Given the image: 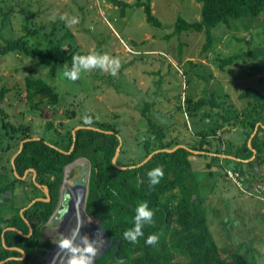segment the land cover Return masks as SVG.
<instances>
[{
  "label": "rangeland",
  "instance_id": "rangeland-1",
  "mask_svg": "<svg viewBox=\"0 0 264 264\" xmlns=\"http://www.w3.org/2000/svg\"><path fill=\"white\" fill-rule=\"evenodd\" d=\"M125 1L133 5L127 7L123 15L120 7L109 0H0V44L5 43L6 37L24 34L22 25L28 20L29 24L37 29L40 27V33L30 36V41L43 51L56 52L62 61L53 77H50V65L42 67L40 72L60 89V101L55 105L42 102L35 106L36 101L27 98L25 75L28 70L36 71L35 67L42 56L14 54L16 64L10 54L0 56V91L4 86L7 87L3 99H0V134L5 132L7 137L3 139L0 135V217L3 219L10 217V214L13 217L18 215V210L32 201L31 196L36 192L32 189V182L41 185L31 168L20 174L21 180L17 181L20 185H13L17 182L13 183L16 178L13 176L11 158L16 148L9 149V145L14 144L16 147L27 137L16 138L14 135L17 134L13 130V135H9L6 130L10 129L4 125L6 119L16 124H29L30 134L39 138L45 133L54 134V128L49 126V121H53L61 131L65 126H61L60 122L71 123L74 125L70 127L73 132L78 125H85L80 123L79 119L85 120V117L95 115L101 121L116 123L120 129L124 150L120 151L117 162L139 160L144 156L141 140H146L150 133L149 123L143 114L146 105H149L147 113L161 123L167 133L170 131L169 127L179 119L184 121L179 122L180 125H176L175 130H184L182 135L192 133V129H197L194 118L200 113L187 117V102L189 99L196 101L197 98L195 100L192 96L196 93L206 96V99L209 97L204 94L203 89L204 85L211 84L206 78L210 75L213 78L214 73L220 74L219 79L214 82L217 89L221 83L230 84L232 79L240 80L241 86H245L249 81H253V75H249L251 71L260 70L264 73V11L255 18H238L231 20L230 25L220 23L215 26L212 29V46L204 50L203 46L207 40L205 31L188 30L171 35L179 15L189 21L201 19L202 2L151 0L153 12L163 22V26H158L148 22L144 7L135 4L137 0ZM4 12L10 15L8 23L3 22ZM65 13L67 15L61 19ZM72 17H76L78 22L68 23ZM68 30L73 36L66 35ZM89 53L118 57L120 66L115 75L110 68L103 70L99 67L82 71L76 80H70L63 75L66 66L69 70L73 67V55ZM235 53H240L241 57L222 67L221 59ZM50 59L54 60V57ZM244 68L251 71H245ZM260 77L264 79V75ZM247 92L251 93L250 99H257L262 95L259 92L256 94V91ZM88 125L96 126L95 123ZM212 127L206 129L210 130ZM199 144L200 141L197 140L195 145ZM63 147H66V144ZM84 157L86 156H77L76 161L67 167L65 186L68 189L75 187L76 177L82 168L87 169L88 162ZM196 179L200 180L192 175L191 183H196ZM63 185L62 181L57 204ZM30 189L33 191L28 193ZM205 189H209L208 184L198 187L201 192ZM208 197L205 209L215 239L220 247H226L231 242L230 246L228 245L230 251L225 253L224 257L235 264H264V247L260 248L255 243L256 235L262 236L264 230L258 235L259 232L252 234V230L248 228L251 223L264 224L258 209L261 203L251 201L254 212L251 215H242L247 217L246 219L250 218L249 221L241 220L240 223L233 224L229 222L227 225L225 219H229L228 211H224L226 209L221 207L216 198ZM67 201L63 199L62 202ZM65 208L64 205L62 210H57L61 211L60 214L54 211L52 218L57 225ZM20 214H23L22 210ZM1 225L0 234L7 227V223L3 221ZM49 225L56 227V224ZM29 234L30 232L27 235ZM59 236L58 232L53 236L42 235L38 250L44 253L48 244L59 239ZM247 238L251 239L250 247L253 245L255 250L260 248L258 253L253 252V247L250 249L257 258L247 255L246 252L238 257L240 261H237L234 252L241 253L245 249L242 245H237L241 242L248 244ZM31 263L34 264V261Z\"/></svg>",
  "mask_w": 264,
  "mask_h": 264
},
{
  "label": "trees",
  "instance_id": "trees-1",
  "mask_svg": "<svg viewBox=\"0 0 264 264\" xmlns=\"http://www.w3.org/2000/svg\"><path fill=\"white\" fill-rule=\"evenodd\" d=\"M109 1L115 6H119L123 15L126 13L127 7L133 5L125 0ZM198 1L202 2L201 19L189 21L179 15L171 35L188 30L205 31L207 40L203 46L204 50L212 46V29L215 26L220 23L230 25L233 19L255 18L264 11V0ZM135 4L144 7L148 22L163 26V22L152 10L151 0H137ZM4 14L3 22L8 23L10 15L5 12ZM22 27L25 31L24 34L17 37H6L5 43L0 44V56L10 54L15 61L14 54L29 57L41 55L42 58L40 57L35 67L36 71L28 70L25 75L27 98L35 100V106L42 102L55 105L60 101L62 92L56 84L50 82L40 72L43 70L42 67L50 65V77H53L62 61L56 52L43 51L42 48L36 47L30 41V36L40 33V27L37 29L29 24L28 20L23 22ZM46 35L50 36V34ZM66 35L73 36V33L68 30ZM71 45L74 44L71 43ZM74 50H78V48H74ZM51 57H54V60H51ZM239 57H241L240 53L225 57L221 59V66L232 63ZM16 62L17 60L15 64ZM6 91L7 87L4 86L0 91L1 100ZM206 102V98L201 97L196 101L189 99L187 103L189 110L197 111ZM148 106L143 108V114L150 129L149 137L144 141L141 140L144 156L139 160L119 163L126 166L123 168L113 163V157L121 142V150H124L120 129L114 122H104L92 115L91 123H95L96 126H89L90 123L86 124L83 119H79L80 123L85 125L76 130V137H74L70 129L74 125L71 123L60 122L61 126H65V129L61 131L53 121H49V126L54 128V134L45 133L36 138L35 135L30 134L29 124H16L8 119L4 121L5 127L10 129L6 130L9 135H13L11 133L13 130L17 134L14 135L16 138L27 137L22 150L16 157L15 166L21 175L28 168L36 169L37 181L41 185L32 182V189L36 192L31 196V200L36 196L46 197L44 185L48 186L50 199L36 200L32 206L24 210L22 215L18 212V215L14 217L5 219L0 217V226L5 221L6 226L14 225L23 231L20 233L8 229L5 232L7 245H4L2 233L0 234V260L22 255L20 249H10L9 246H19L26 251V257L9 258L1 264H28L38 249L41 228L57 205L65 165L79 155L88 157L92 165L86 211L106 227L110 238L118 237L120 239L117 252V241H115L97 260L98 263L235 264L224 257V254L230 251V247H220L216 241L207 220L205 204L202 198L198 197V184L197 182L193 184L190 181L192 170L190 155L193 151L185 146H179L172 151L162 149L172 148L178 144V141L165 139L166 129L147 113ZM243 123L247 124L245 120ZM250 123L253 126L255 120L252 119ZM210 130L215 132L217 127H212ZM208 131L206 128L201 130L200 145H191L193 149H204L203 145ZM252 132L253 130L249 132V135ZM2 133L5 134V132ZM4 136L6 137V134ZM57 141L59 143L55 144ZM64 144L66 147H63ZM157 149L160 150L154 152L150 159L138 164ZM246 149L249 151L247 144ZM262 152H264V148ZM251 154L252 152H249L248 156ZM219 159L218 155H213L209 165ZM157 166L163 167L164 175L160 178L159 183L150 186L147 173ZM31 172L34 174L33 170ZM18 180L21 179H14L13 183ZM75 187L78 185L76 184ZM39 191L41 192L39 193ZM71 191L77 200L78 197L73 191V187ZM83 192V190H79L80 194ZM144 201L148 202L149 208L154 212L153 223L144 225V235L138 237L137 241L133 243L124 238L123 234L134 226L135 208ZM30 226L32 231L27 235L30 232ZM152 233L157 234L159 239L155 244H146L147 236Z\"/></svg>",
  "mask_w": 264,
  "mask_h": 264
},
{
  "label": "crops",
  "instance_id": "crops-1",
  "mask_svg": "<svg viewBox=\"0 0 264 264\" xmlns=\"http://www.w3.org/2000/svg\"><path fill=\"white\" fill-rule=\"evenodd\" d=\"M241 68H243V66ZM244 70L251 71L246 70L245 68ZM249 75H253V81H249L245 86H241L242 82L240 80L232 79V82L230 84L221 83L217 89L216 84L214 86V82L216 79H219L220 74L214 73L213 78L210 75V77L206 78L207 82H209V80L211 81L210 86H203L204 94L209 96L206 99V104H204L197 111L189 110V115L187 114V117H190V114L197 115L198 113H200L194 118L195 122L197 123V129H192V133L187 132L186 134L182 135L184 130H175V126L180 125L179 122L184 121V119L183 121H180L181 119H179V121H176L174 125L169 127L170 131L168 133L166 130L167 135L165 139L169 138L168 140L172 139L175 142L178 141V144H183L193 149L191 145H195L196 141H199L202 137L200 135V129L202 130L210 126L217 127V130L215 132L212 130H209L208 133L206 132V141L203 145L204 149H194L196 151H193L190 155V159L192 162V170L190 174L191 176L194 175L195 177H198V179H200H196L198 187H202L205 184L209 185L208 190L205 189L203 192L198 190V197L202 198L205 205L207 203L206 199L209 196L208 199L216 198L221 207L223 209H226L224 211H228L229 219H225V224L227 225L229 224V222L230 224H233L240 223L241 220L245 222L249 221L250 218L246 219L247 217H242V215H251L254 212L253 203L251 202L253 200H256V203H261L258 209L260 215H262L264 219V199L261 198L258 194H249L248 192L242 190L241 187L236 185L233 181H230L225 177V168L232 167L240 170L243 175V184L246 188L254 186L255 182H257L258 180H264V152H262L264 148V79L260 77L261 75H264V73L260 70H258L257 72L254 70L251 71ZM201 90L202 86L200 87V91ZM248 90L256 91V94L257 92H259L262 95H259L257 99H250L251 93L247 92ZM192 96L195 100L196 98L198 100L203 97L199 94L197 95V93L196 95ZM178 111L179 113H182L181 110ZM252 119L255 120V124L253 126H251L250 123ZM243 120H245L247 124L243 123ZM251 130H253V132L249 135V132ZM176 131L178 132V134H176ZM0 135L3 139L7 138L2 132ZM20 143H18L16 147H14V144H10L9 149L12 148L14 150L16 148L15 151L17 152L20 148ZM246 144L249 148V151L246 149ZM249 152H252L250 156H248ZM15 153H13L12 158ZM213 155H218L220 159L219 161L217 160L218 162L216 161L209 165V163L211 162V157ZM12 167V170L14 172L13 176L15 178H20L21 176L17 171L15 163L13 162ZM15 171H17V173ZM200 182H202L203 184L201 185ZM18 184L19 183L17 182L13 185L18 186ZM24 191L26 192L25 189ZM32 191L33 190L30 189L27 192L30 193ZM23 208H21L18 212L23 210ZM10 217H12L11 214ZM208 218L209 216L207 215V220ZM261 224L262 223H251L252 227L248 225V228L252 230V234H254L255 232H259L258 235L263 233L262 236L256 235L255 243L257 246L259 245L260 248L262 246L264 247V232H262L264 230V224ZM14 227L17 226L11 225L3 229L2 241L4 245H7L6 240H4L5 232L8 229L15 230ZM225 227L229 228L226 225ZM256 229L260 231H256ZM229 240H231V238H229ZM250 242L251 239L249 240L248 244L246 242H241L237 245H242L243 247H245V249L241 253L239 251L234 252L236 255L235 257H237L235 259H238L237 261H240L238 257L246 254V252L249 256L253 255V252L258 253V249L260 248L257 247V249L255 250V247L253 245V252L250 251V249H252V247H250ZM230 243L231 242H229L228 245ZM9 248L19 249L20 247L9 246ZM21 256H10L7 259L15 257L19 258ZM254 257L257 258L256 255ZM3 260L5 261L6 259Z\"/></svg>",
  "mask_w": 264,
  "mask_h": 264
},
{
  "label": "water",
  "instance_id": "water-1",
  "mask_svg": "<svg viewBox=\"0 0 264 264\" xmlns=\"http://www.w3.org/2000/svg\"><path fill=\"white\" fill-rule=\"evenodd\" d=\"M83 126L84 125H78L73 130L74 137H76V130L80 127H83ZM25 140L26 139L21 141L20 148L18 149V151L13 156V158H12L13 163H15L16 156L22 150ZM121 144H122V142L117 147L116 153L113 157V163L116 166L123 168L126 166L121 165L117 162V157L121 151ZM179 146H185V145L177 144V145L173 146L172 148H162V149L172 151V150H175L176 148H178ZM185 147H187V146H185ZM158 150H160V149H157V150L151 152L145 159L140 161L138 164H142L145 161H147L148 159H150L151 156L154 154V152H156ZM190 150L196 151V150L191 149V148H190ZM83 159H85L88 162L87 163V169H85L84 167L82 168L81 172L76 177L77 179L75 180V183H77L78 187H73V191L75 192V194H77V197H78L77 200L75 198V195L71 191V189H68L65 186L67 167L69 165H71L72 163H74L76 161V159H74L73 161H71L65 165L64 176H63L64 185H63V188H62L61 193H60L59 203L57 204V206L54 210L55 212H57V210H60V209L62 210L64 205L66 206L65 211L63 212V215H62V219L59 221V225H58V231L60 233V237L58 240H55L51 243L48 251L43 255L42 258H37L35 260L34 264H67L68 253L66 250H62L58 247V242L64 236L70 235V229L76 230V232H77L76 242L77 243L80 242V238L83 236H87L90 240L96 241L98 251H97L95 258L92 261V264H96V261L109 249V247L112 244H114L115 241H117L116 252L119 248L120 239L118 237L110 238L106 227L98 219L89 215L86 211L92 165H91V162L88 158L84 157ZM31 169L34 171V176H36V174H37L36 169L35 168H31ZM15 172L17 173V171H15ZM77 180H79V181H77ZM44 187L46 189L45 190L46 191V197H42V196L36 197L26 207H24L23 210L32 206L33 203L38 199H45V200L50 199V193L48 190V186L44 185ZM79 190H83L84 192L82 194H80ZM63 199L68 200L67 203H63L62 202ZM23 210H22V212H23ZM57 213L60 214L61 211L57 212ZM26 221L28 222V224H30V222L27 219H26ZM14 229L23 233V231L17 227H14ZM31 231H32V228L30 226V232ZM21 250L23 252V255L19 258H24L26 256V251L22 248H21ZM3 262H4V260H1L0 264Z\"/></svg>",
  "mask_w": 264,
  "mask_h": 264
},
{
  "label": "clouds",
  "instance_id": "clouds-1",
  "mask_svg": "<svg viewBox=\"0 0 264 264\" xmlns=\"http://www.w3.org/2000/svg\"><path fill=\"white\" fill-rule=\"evenodd\" d=\"M61 19H64V16ZM77 18L72 17L68 23H77ZM120 66V59L118 57H109L107 54L89 53L87 55H73V67L71 70L65 67L63 75L70 80H76L79 78L82 71L99 67L103 70L111 69L113 75H115L117 69ZM84 122L91 123V117H85ZM149 177V185H155L159 183L160 178L163 177L164 171L162 166H157L147 173ZM154 212L148 206V202L144 201L139 203L135 208L134 226L124 232V238L135 243L138 237L144 235L143 227L146 224L153 223ZM77 232L74 229H70V235L64 236L59 242L58 247L62 250H66L67 264H92L95 258L98 247L95 240H90L87 236L80 238V242H76ZM159 239L155 233L149 234L145 240L146 244H155Z\"/></svg>",
  "mask_w": 264,
  "mask_h": 264
},
{
  "label": "built area",
  "instance_id": "built-area-1",
  "mask_svg": "<svg viewBox=\"0 0 264 264\" xmlns=\"http://www.w3.org/2000/svg\"><path fill=\"white\" fill-rule=\"evenodd\" d=\"M225 177L230 181H233L236 185L241 187L242 190L248 192L249 194H258L261 198L264 199V180H258L257 182H255L254 186L246 188L243 184L242 173L240 172V170L232 167L225 168Z\"/></svg>",
  "mask_w": 264,
  "mask_h": 264
},
{
  "label": "flooded vegetation",
  "instance_id": "flooded-vegetation-1",
  "mask_svg": "<svg viewBox=\"0 0 264 264\" xmlns=\"http://www.w3.org/2000/svg\"><path fill=\"white\" fill-rule=\"evenodd\" d=\"M55 210V209H54ZM65 211V210H64ZM53 214H54V211H53V213L51 214V216L49 217V219L47 220V222L46 223H44L43 224V226H42V228H41V233H40V239H39V244H40V240H41V236L42 235H45V236H49V235H51V236H53V234L55 235V233L56 232H58L59 233V231H58V225H59V223H58V225H57V223H56V221H55V219H53L52 218V216H53ZM52 218V219H51ZM55 222V223H54ZM49 224H56V227L54 228V227H51ZM50 226V228H48ZM31 233V232H30ZM59 235H60V233H59ZM60 237V236H59ZM58 240V239H57ZM53 241H55V240H52L49 244H48V248H47V250L44 252V253H42L40 250H36L35 251V253L32 255V257L30 258V260H29V262H28V264H32L31 263V261L33 262L34 261V263H35V260L37 259V258H42L43 257V255L48 251V249H49V247H50V245H51V243L53 242ZM46 243V242H45ZM44 243V244H45ZM41 245V244H40ZM39 246V245H38ZM36 254V255H35ZM26 257V256H25ZM34 257V258H33ZM35 259V260H34ZM96 264H101V263H98L97 261H96Z\"/></svg>",
  "mask_w": 264,
  "mask_h": 264
},
{
  "label": "bare ground",
  "instance_id": "bare-ground-1",
  "mask_svg": "<svg viewBox=\"0 0 264 264\" xmlns=\"http://www.w3.org/2000/svg\"><path fill=\"white\" fill-rule=\"evenodd\" d=\"M44 189H45V187H44ZM46 190V189H45Z\"/></svg>",
  "mask_w": 264,
  "mask_h": 264
}]
</instances>
